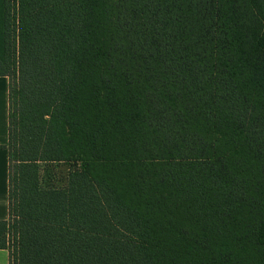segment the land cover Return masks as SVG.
Here are the masks:
<instances>
[{
  "label": "trees",
  "instance_id": "1",
  "mask_svg": "<svg viewBox=\"0 0 264 264\" xmlns=\"http://www.w3.org/2000/svg\"><path fill=\"white\" fill-rule=\"evenodd\" d=\"M0 76L9 264H264V0H0Z\"/></svg>",
  "mask_w": 264,
  "mask_h": 264
},
{
  "label": "crops",
  "instance_id": "2",
  "mask_svg": "<svg viewBox=\"0 0 264 264\" xmlns=\"http://www.w3.org/2000/svg\"><path fill=\"white\" fill-rule=\"evenodd\" d=\"M8 78L0 76V145H5L8 133ZM8 218V152L0 146V220ZM0 264H9L8 250L0 248Z\"/></svg>",
  "mask_w": 264,
  "mask_h": 264
},
{
  "label": "rangeland",
  "instance_id": "3",
  "mask_svg": "<svg viewBox=\"0 0 264 264\" xmlns=\"http://www.w3.org/2000/svg\"><path fill=\"white\" fill-rule=\"evenodd\" d=\"M39 170L40 182L43 186L49 182L56 183V185L65 183L66 165L61 163H41Z\"/></svg>",
  "mask_w": 264,
  "mask_h": 264
}]
</instances>
